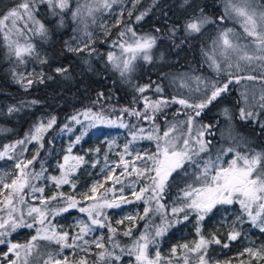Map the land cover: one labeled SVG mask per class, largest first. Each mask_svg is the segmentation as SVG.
I'll return each mask as SVG.
<instances>
[{"label": "snow or ice", "instance_id": "1", "mask_svg": "<svg viewBox=\"0 0 264 264\" xmlns=\"http://www.w3.org/2000/svg\"><path fill=\"white\" fill-rule=\"evenodd\" d=\"M122 2L123 0H87L85 3L77 2L73 9L71 0H13L5 9H0V39L10 56H14L19 63H26V58L35 56L41 64H48L47 58H39L36 46L28 36L31 33L32 36L47 41L53 35L54 29H50L40 18L41 6H46L57 28L65 26V18L69 15L75 23L83 25V36L86 39L74 36L73 43L65 41L68 52L75 55L85 53L86 57H91L94 53L98 55L97 49L93 47L95 41L89 31L88 20L95 24L96 13L111 11L113 5ZM139 2L140 0H131L132 8L127 11L129 18ZM180 7L193 8L192 14L183 25L185 38L202 34L206 25L217 22L203 8L196 6L194 0H182ZM123 14L122 10L120 17ZM146 15L147 10L136 15L135 21L139 23ZM120 17L112 27L122 24L124 27L112 44L120 48L121 55L118 57L115 53L108 52L107 60L124 77L135 70L134 61L138 58L146 62L152 61L150 52L157 38L152 35L138 37L132 26L125 24ZM226 18L241 26L243 36L232 28L223 29L213 39L211 52L204 54L210 67L218 75L223 73L227 79L221 82L199 76H182L179 78V87L187 88L189 95L178 93L170 99L161 96L150 100L143 94L152 85L137 86L136 91L142 95L144 110L125 108L122 112L148 121L153 127L146 135H141L145 132L142 127L132 131V140L125 144L122 153L117 154L118 161L112 162L111 166L105 163L101 169L104 172L103 180L95 181L87 192L81 194V199L78 200L75 195H66L63 191L46 197L44 187L37 186L34 181L47 179L56 189L70 185L75 190L76 183L71 177L85 161L83 156L72 155L73 147L87 135L88 128L97 125L128 128L129 125L122 119L117 123V120L106 118L102 113H95L91 109L72 115L69 119L75 124H82L80 116L89 123L85 131L69 144L63 162L58 163L59 176L46 177L47 170L43 161H40V171H36L34 167L40 157V150L44 149L45 134L57 124L55 116L50 117L47 122L34 125L23 139L4 144L0 148V160L7 158L15 162L10 178L7 173L0 174V246L6 248L0 251V264H125L126 258L128 264H219L211 259L210 246L229 248L244 235L238 225L248 223L264 233V149L252 148L243 137L238 138L229 131L228 139L232 144L221 147L213 159L210 155L212 141L205 139V136L214 135V125H198V118L204 110L227 93L229 85L239 84L241 80L264 82V0H224V14L217 19L223 22ZM101 27L105 36L110 34L109 27L103 24ZM178 30L176 27L169 29L173 36ZM84 63H89L87 58H84ZM52 71L57 76L70 78L69 68L66 66H57ZM257 72L258 75L253 74ZM13 79L27 91L34 83H44L45 73L25 75L14 72ZM46 79L53 80L54 76L49 74ZM189 79L195 80L194 88L188 83ZM163 91L160 85L154 88L156 93ZM242 97L247 107L239 109L240 119L255 121L264 130V121L260 119L264 116V89L258 99L253 93L252 103L248 102L247 93H242ZM31 103L36 104L38 101L33 100ZM173 104L180 106L176 114L183 112L186 119L178 125L165 118L167 126L161 131L156 123L157 115ZM18 110L15 107L8 108L9 113ZM223 115L231 121L232 117L227 108ZM185 127L186 134L182 130ZM64 130L72 131L68 124L61 128V131ZM140 139L154 141L155 151H145L143 154L136 152L133 156L130 145ZM34 142L38 148L32 158L28 159L25 153L29 151L28 145ZM241 147L245 150H239ZM96 151L99 152V149ZM202 154H208V158H203ZM230 155V159H225ZM126 156L133 158L129 160ZM105 160L107 161V156ZM137 162H141L142 166ZM92 166L95 167L96 164L93 163ZM177 178L183 181V187L176 183ZM108 182L109 186L105 187ZM117 185L120 187L117 188ZM174 186L177 188V195L169 208L162 201L166 190ZM125 188L130 190L133 199L124 195ZM117 192L120 195L117 196ZM28 196L39 204L29 203L26 199ZM53 201H57L60 206H52ZM135 202L144 204L143 214L126 215L117 220V225L129 222V226L120 232L112 226L104 210L118 209L122 205ZM234 204L239 205L240 213L227 226L229 230L225 234L226 239L222 240L216 233H212L210 238L205 237L202 232L205 217L217 205ZM71 209H77L87 216V221H77L75 227L78 230L74 234L69 230L58 229L52 223V218ZM193 214L196 217L195 232L198 238L190 243L173 246L169 255L163 256L159 249V238L174 223L188 221ZM154 215L160 216L161 224L153 227L149 221L139 235H134L138 221L149 220ZM21 228H34L35 234L26 243H15L10 237ZM97 229H107V237L101 233L100 236L89 239ZM121 235L128 238L129 242L122 243L117 238ZM52 244L56 246L55 250H49ZM66 249L71 252L65 254ZM240 257H247V260ZM237 260L238 264H264V244L260 247H245L237 254ZM225 264H232V261Z\"/></svg>", "mask_w": 264, "mask_h": 264}, {"label": "rangeland", "instance_id": "2", "mask_svg": "<svg viewBox=\"0 0 264 264\" xmlns=\"http://www.w3.org/2000/svg\"><path fill=\"white\" fill-rule=\"evenodd\" d=\"M1 2V1H0ZM85 3L87 0H71V6L75 8L76 3ZM176 2L177 11L186 20L192 14L193 8L191 7H180L182 0H140L139 4L133 11L131 18L127 16V11L132 8L131 0H123L122 3L113 5L111 11H103L96 13V23L92 24L91 20H88L89 31L93 35V47L97 49V53H94L91 57H86L85 53L75 55L68 52L65 48V41L73 43V37H80L86 39L83 36V25H78L75 23L71 16L65 18V26L62 28H57L53 23V17L51 16L50 10L46 6H41L40 18L47 24L50 29H54L53 35L47 40L43 41L38 36H32L31 33L28 34L31 37V42L36 46V52L39 53V58H47L48 64H41L39 59L34 57L26 58V63H19L14 56H10L7 47L4 45L2 39H0V63H4L3 69L8 67L6 74L4 75L0 69V148L4 144L13 143L16 140L23 139L26 133H29L33 129L34 125L39 122H47V120L55 116L57 118V124L52 130H50L44 136V149L40 150V157L35 163V170L40 171V161L44 162V167L46 168L45 176H59L60 170L58 168V163L63 162V156L69 144L73 143L75 137L81 135L87 128L88 121L80 116L82 124H75L70 121L72 115L81 113L87 109H91L95 113L97 109L92 104L90 96L92 93H96L95 87L98 83V79L103 72H106L112 77H116V83L119 85L126 94L129 95L131 100H135L137 96L141 95L136 91L137 86L149 85L146 82L139 80L140 73H151L156 74L159 71L168 68L170 66L181 63L187 58V54L179 48L171 47L168 43H158L155 49H151L152 61L146 62L142 58H138L134 61L135 70L122 77L113 65L108 62L107 54L108 52H113L116 56L121 55L120 48L114 47L112 42L118 39V32L123 29L124 25L119 27H112L115 20L120 17V13L123 10V16L120 17L125 24L131 25L133 29L146 22L160 7L164 4ZM194 4L198 7H204V12L212 19L217 22L214 24L206 25L202 34L196 35L202 41V62L198 67H191L187 71H183L179 74H172L168 77L167 83L172 87L178 89L179 91L184 90L183 95H189L187 88L179 87V78H194L203 77L210 78L212 80H219L223 82L227 77L221 73L217 74L216 71L210 67L205 52H211L213 47V39H215L219 32L223 29L232 28L236 33L243 36V30L241 26L232 19H225L220 22L217 18L224 14V0H194ZM7 6H4L5 9ZM1 9V8H0ZM147 10V15L139 23L135 21V16L139 15L141 12ZM184 20V23L185 21ZM109 27L110 34L105 36L104 29L101 25ZM74 29H78L74 31ZM23 43L24 41L21 40ZM243 42V41H241ZM112 47L116 50H106ZM84 58H87L89 63H84ZM219 59V56L217 57ZM139 61V62H138ZM136 62V63H135ZM81 64L85 65L82 66ZM57 66H66L69 68L70 78L65 79L61 76L55 75L52 71ZM23 73L28 75L29 73H45L44 83H34L27 91H25L20 84L16 83L13 79V73ZM53 75V80H47V75ZM253 74H259L253 73ZM73 80H78L79 85V98L72 101L68 99L69 102L67 110H62L59 108L60 102L65 100L61 98V92H63L61 87L68 85L73 82ZM175 80V82H173ZM188 83L194 88L195 80L189 79ZM154 87L152 90L154 91ZM150 89V88H149ZM264 89V82L260 80L247 81L241 80L239 84L233 83L229 85V91L222 95L217 101L213 102L201 116L198 118L199 124H211L214 125L212 131L214 135L205 136V139L212 141V147L210 150V155L214 159L217 151L221 147H228L232 142L228 139L229 131L232 135L243 137L252 148L256 150L264 149V130L259 126V123L248 120L244 121L240 119L239 109L241 107H247L245 101L242 97V93L248 94V102L252 103V95L255 94L256 98H259L261 90ZM156 93V92H154ZM181 93V94H182ZM67 94L70 95L68 92ZM159 94V93H157ZM198 95V94H196ZM46 96V97H45ZM59 99V100H57ZM38 101L36 104H32L31 101ZM9 107L18 108V111L13 113L8 112ZM227 108L231 114V121L227 120L223 115L224 109ZM186 117L176 116L168 122L176 123L179 125L181 121H184ZM260 119L264 121V116ZM115 120V119H112ZM117 120V123L121 120ZM123 122L128 124V128H121L118 126L109 125H97L94 128L87 129V135H84L83 139L79 144L73 147L72 155L83 156L84 163L77 169L71 179L76 183V189L73 190L70 185H63L60 189H56L52 182L47 179H40L34 181L37 186L44 187V195L49 197L57 191H63L66 195H75L79 200L81 199V194L87 192L91 185L95 181H102L104 172L101 169L104 168L107 162L110 166L112 162L118 161V153H122L125 144L132 140L131 132L136 131L137 128H144L145 132L141 135H146L149 130L152 129L153 125L148 121H133L128 119H123ZM68 124L72 131L64 130L61 128ZM197 125V126H198ZM135 126V128L133 127ZM161 131L166 128V123L159 125ZM186 134V127L182 129ZM179 134V133H178ZM195 134V130L193 132ZM51 141V143H50ZM29 151L25 153L28 159L32 158L38 145L34 142L28 145ZM99 149V152L96 151ZM130 150L133 152V156L136 152L143 154L145 151L154 152L155 142L149 141L147 139H140L133 142L130 145ZM239 150L244 151L245 149L241 147ZM107 156V161L105 160ZM203 158L207 159L208 154H202ZM131 160L133 157H125ZM226 157L225 159H230ZM14 160H9L7 158L0 160V174H11L14 171ZM93 163L96 164L93 167ZM138 165L142 166L141 162H137ZM119 171V169L117 170ZM191 171V169L189 170ZM142 183H144L142 181ZM176 183L183 187V181L177 178ZM110 182L105 184L108 187ZM117 188L120 185L116 186ZM139 187V186H137ZM116 195H120L119 192ZM124 195L129 199H133L130 194V190L125 188ZM177 195V188L174 186L171 189L166 190V194L162 203H165L169 208L172 206L173 200ZM29 203L39 204L37 200H32L31 196L26 197ZM52 206H60L57 201L52 202ZM144 204L142 202H135L132 204L122 205L118 209H105V213L108 215L109 220L113 227L118 228L122 232L126 227L129 226V222L125 221L123 225H117L116 221L122 219L126 215H137L143 214ZM240 213V208L238 204L234 205H217L208 216L205 217L202 222V232L205 237L210 238L212 233L220 235L222 240L226 239V232L229 230L227 227L232 223L236 216ZM181 214V218H182ZM172 219L171 216L168 217ZM78 220L87 221V216L80 213L77 209H71L67 213H62L59 216L52 218V223L56 225L58 229L69 230L72 234L78 229L75 227ZM151 222L153 227L161 224V218L159 215L150 216L149 220L138 221V226L134 229V235H139L140 231L144 230V225L147 222ZM196 217L195 214L191 215L188 221H183L181 223H174L172 227L166 232V234L159 238V249L163 256H168L170 249L178 244L190 243L196 240L198 237L195 232ZM222 225H224L222 227ZM242 233L244 234L241 239L233 242L229 248L224 249L219 245H211L216 248L215 254L211 257L213 261H218L219 264H225V262L231 260L232 264H238L237 254L241 252L245 247H260L264 244V233H261L258 229L251 227L248 223L238 225ZM103 233L107 237V229H97L88 238L91 239L92 236H100ZM35 234V229L21 228L17 232L13 233L10 239L15 243H26L32 235ZM122 243H128L129 240L126 237H117ZM56 246L54 244L49 246V250H55ZM6 250L4 246H0V251ZM95 251V249H93ZM71 252L70 249L65 250V254ZM82 255V253H81ZM92 257H90V260ZM240 259L247 260V257H240ZM125 264H128L127 258L125 259Z\"/></svg>", "mask_w": 264, "mask_h": 264}, {"label": "trees", "instance_id": "3", "mask_svg": "<svg viewBox=\"0 0 264 264\" xmlns=\"http://www.w3.org/2000/svg\"><path fill=\"white\" fill-rule=\"evenodd\" d=\"M0 1L1 9L13 2V0ZM201 8L205 10L203 6ZM184 20L186 19L182 17L177 11V3L170 2L164 4L146 22H143V24L134 29L138 37L152 35L157 38L156 44L152 48L153 50L155 49V47H157L158 43L160 44L164 42L171 45V47H176L179 48V50L185 51L187 54V58L181 63L165 68L156 74L147 72L140 73L138 77L140 81L151 84L152 87L160 85L164 89L162 93L157 94L154 93L151 87L143 94V96L149 97L150 100H156L161 96L170 99L173 95H177L178 89L174 87L172 89V87L167 83L168 77L172 74H179L183 71H187L190 69V66L198 67L202 62V41L197 36H189L185 38V33L183 31ZM172 27H176L177 29H179L175 33V36H173L169 31V29ZM157 29H160V31H156ZM181 41H183V43H181ZM176 45H179V47H177ZM106 50L116 49L110 47ZM81 65L85 66L83 64ZM3 66L4 63H0V69L5 75L9 68L6 67L5 69H3ZM116 80V77H112L106 72H103L99 77L98 83L95 87V89H97L95 90L96 93L93 92L90 96L92 104L97 109V112L102 113L106 118L115 120L128 119L136 122L143 121L142 119H138L135 116H130L126 112H122V109L125 108L130 110L135 109L138 111H143L144 103L142 95L137 96L135 100H131L129 95L126 94V92H124L119 85H117ZM61 88L63 90V92H61V98L66 100L64 102H60L59 108L62 110H67L69 109V102L67 100L70 98L72 99V101H74L79 98L78 80H73V82ZM68 92L70 93V95L67 94ZM179 92L185 93L184 90H181ZM101 93L103 94L102 96L100 95ZM179 108V105L174 104L165 108L162 114L157 115L156 123L158 125H163L165 123V118L168 121L176 116L185 117L183 112H181L179 115L176 114L177 109ZM215 251L216 248L214 246H210L209 252L211 257L215 254Z\"/></svg>", "mask_w": 264, "mask_h": 264}]
</instances>
